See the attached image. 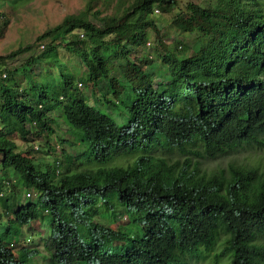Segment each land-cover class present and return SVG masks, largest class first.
<instances>
[{"label": "trees", "instance_id": "trees-1", "mask_svg": "<svg viewBox=\"0 0 264 264\" xmlns=\"http://www.w3.org/2000/svg\"><path fill=\"white\" fill-rule=\"evenodd\" d=\"M112 1L86 0L19 67L5 61L34 44L0 55V264H196L218 249L214 264H264V166L239 159L264 151V0H116L102 14ZM155 10L205 41L170 46ZM150 31L155 60L140 56ZM156 60L160 72H148ZM81 85L122 104L120 124ZM59 119L75 140L59 137L52 164L35 161L30 143L51 144ZM22 189L31 197L19 199Z\"/></svg>", "mask_w": 264, "mask_h": 264}, {"label": "rangeland", "instance_id": "rangeland-1", "mask_svg": "<svg viewBox=\"0 0 264 264\" xmlns=\"http://www.w3.org/2000/svg\"><path fill=\"white\" fill-rule=\"evenodd\" d=\"M132 1V0H130ZM86 0H0V12L4 14L3 18L7 19V25L3 29L2 33H0V55H7L13 50H16L20 46H25L28 44H34L33 48L30 51L19 54L13 58H9L5 61L7 68L14 69L15 67H19L29 56L37 55L40 52V46L38 47V43L36 42V37L46 31L47 29L52 28L53 26L59 24L63 17L68 14H77L80 10L84 8ZM116 0H113L111 4L108 5V8L103 11L102 14L111 13L115 8ZM188 2L197 3L201 6H213L216 3V0H178L177 7L178 9H185ZM102 8V7H101ZM104 9V8H102ZM153 19L155 24L160 31V34L164 35V41L170 46L180 45L181 42L185 41L188 44L194 47L199 42H204L205 38L200 36L197 32L189 33L185 38L184 35H180L177 33L172 27H170L171 19L174 16V12L170 13H162L160 10L158 12H154ZM69 38V35L67 36ZM148 42L150 46H147L143 49V53L140 56H152L155 60L156 52L159 49L158 42L156 41L155 34L150 31L148 36ZM190 52V51H188ZM59 55L64 60L65 64L76 74V76H81L84 72V67L78 61V59L73 55L72 52L67 51L64 47L59 48ZM159 61L156 60L154 65L145 67L148 72L154 70L159 73L161 66H159ZM31 70L38 74L41 71L40 65H34ZM154 77V84L160 81L158 74ZM17 78L21 79L20 76ZM13 83V81H11ZM21 84L24 86L25 82L21 79ZM85 100L89 103V105L94 106L96 109L100 110L102 113L110 115L115 123L120 124V120L117 119L118 113L123 111L126 114L125 108L122 104L116 105L114 107L109 106L107 103H104L103 100H94L90 94V86L89 85H81L78 86ZM101 90L98 91L97 95L100 98ZM133 93L130 86H127L124 91V96L121 94V99L126 101L128 96ZM114 99L112 95L109 96ZM124 98V99H123ZM52 116H56L57 113L52 112ZM59 125H53L56 129V136L52 140L51 144H46L42 137L30 143L33 144L37 149L34 151L35 161H44L47 164H52L57 154L53 152L55 149L59 152V149L55 147L59 144L60 138L69 139L74 141V137L69 132L67 126L62 122L61 119L56 123ZM21 150L26 148L28 144L24 143L21 139H15ZM51 146V147H50ZM60 146V144H59ZM58 146V147H59ZM62 146V144H61ZM60 148V147H59ZM67 151L70 152V149L66 148ZM239 159L244 160H253L257 159L260 161L261 166H264V151H261L258 155H254L252 153H242L239 154ZM183 159H181L182 161ZM227 159H223L220 162L225 164ZM215 162L210 163L214 165ZM24 196V189H22L21 193L18 195V198L21 200ZM27 201V200H26ZM0 208V213H1ZM3 230L2 224L0 223V232ZM219 251L216 250L215 252ZM43 256L46 258L47 255L45 251L41 250ZM215 252H212L208 256V260L211 264H214V255ZM18 254V253H17ZM195 258L190 257V263L194 264L192 259ZM206 260L202 262H198L196 264H210V262ZM17 264V263H14ZM19 264H29V262H22Z\"/></svg>", "mask_w": 264, "mask_h": 264}, {"label": "built area", "instance_id": "built-area-1", "mask_svg": "<svg viewBox=\"0 0 264 264\" xmlns=\"http://www.w3.org/2000/svg\"><path fill=\"white\" fill-rule=\"evenodd\" d=\"M155 11L158 12V10H155ZM81 36H82V35H81ZM147 45H148V46L150 45V43H149L148 41H147ZM40 48H43V45H40ZM3 76H5V75H3ZM34 148L37 149V147H35V146H34ZM26 196H29V197H30L31 194L27 192V193H26Z\"/></svg>", "mask_w": 264, "mask_h": 264}, {"label": "clouds", "instance_id": "clouds-1", "mask_svg": "<svg viewBox=\"0 0 264 264\" xmlns=\"http://www.w3.org/2000/svg\"><path fill=\"white\" fill-rule=\"evenodd\" d=\"M34 149H35V148H34ZM26 193H27V192H26ZM26 193L24 194V195H25V197H26V198H27V197L29 198V196H26ZM30 197H31V196H30Z\"/></svg>", "mask_w": 264, "mask_h": 264}]
</instances>
